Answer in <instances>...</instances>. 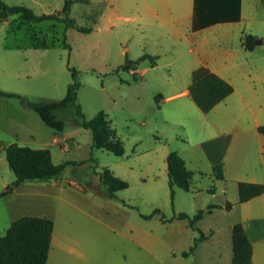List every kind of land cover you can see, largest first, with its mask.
<instances>
[{
  "label": "rangeland",
  "instance_id": "obj_1",
  "mask_svg": "<svg viewBox=\"0 0 264 264\" xmlns=\"http://www.w3.org/2000/svg\"><path fill=\"white\" fill-rule=\"evenodd\" d=\"M4 1L47 14L62 11L66 0ZM141 12L126 0L75 3L70 17L93 31L68 29L71 50L63 47L61 23L22 22L18 15L0 22V89L19 95L0 96V194H5L0 197V237L15 220L46 214L55 218L61 249L63 243L70 248L72 237L89 248L85 255L65 254V258L57 256L59 247L54 248L56 264H231L232 225L238 209L204 216L197 227L210 235L209 240L188 257L183 252L189 251L199 232L187 220L163 222L161 215L145 219L142 214L159 209L167 219L180 212L192 217L212 205L226 211V198L239 199L237 181L264 183V144L256 127V122L264 124V57L257 52L262 46L247 52L243 65L236 64L245 60L246 53L240 50L239 29L212 28L206 45L192 53L177 29L157 26L150 16L142 19ZM248 15L245 32L255 30L264 8L248 5ZM260 26L256 30L262 36L261 22ZM52 39L57 41L52 47H34ZM144 53L157 56V66L142 62L132 72L122 69L127 58L135 60ZM199 56L214 67L224 66L220 74L235 89L209 113H203L189 95L166 99L190 86L192 72L202 62ZM71 68L78 70L77 102L86 118L102 110L108 114L123 143V156L93 147L91 132L74 122V108L66 113L64 130L58 131L45 125L29 106L65 98ZM232 129L235 134L224 137L216 157L214 137ZM11 143L49 149L55 164L71 163L50 181V189L42 187L50 183L45 181L14 187L16 176L4 150ZM172 151L195 173L191 190L175 186L174 199L166 162ZM224 156L227 179L217 180L213 166ZM104 168L127 183L118 198L104 192L99 177ZM211 188L216 192H209Z\"/></svg>",
  "mask_w": 264,
  "mask_h": 264
},
{
  "label": "trees",
  "instance_id": "obj_2",
  "mask_svg": "<svg viewBox=\"0 0 264 264\" xmlns=\"http://www.w3.org/2000/svg\"><path fill=\"white\" fill-rule=\"evenodd\" d=\"M89 4L90 0H66L62 11L54 13L39 14L33 9L23 5L10 6L4 0H0V22L11 15H18L22 22L41 24L44 22L61 23L64 25V37L62 44L65 49L71 50V45L67 41L66 32L68 29H76L81 33H91L92 27L79 25L70 17L71 9L75 3ZM257 37L248 34L242 39V45L247 50L256 47ZM59 43V42H58ZM57 44L55 39L50 42L46 40L41 44H35V48H48ZM158 57L144 53L135 60L126 59L122 69L131 70L139 66L142 62H148L151 66L157 65ZM72 72V82L68 85L65 98L60 101H35L29 106L37 112L41 120L50 128L58 131L64 130L66 126V113L74 108V122L89 130L92 136L93 147L114 153L116 156L124 155V146L116 130L111 126V120L105 111H99L93 118L88 119L78 104V90L81 83L78 79V70L70 69ZM189 96L196 106L203 112L209 113L217 104L226 99L234 92L233 85L218 74L204 66L196 68L192 72L191 84L189 86ZM0 96L19 97L15 93L4 92L0 89ZM158 97H156L157 99ZM258 132L264 135V125L258 127ZM6 160L13 170L16 179L14 187H18L27 181L56 180L65 167L71 163L55 164L52 153L49 149H35L21 146L18 143H11L4 147ZM168 167L169 184L171 196L174 199V187H179L185 191H190L193 185L194 172L189 171L182 157L172 151L166 158ZM213 175L217 180H224V164L222 162L213 166ZM100 181L104 187L105 194L110 198H118L119 192L127 188V183L117 177L109 168H104L100 173ZM239 202H247L255 197L264 194V183L237 182ZM9 191L11 188L9 187ZM209 192L214 193L215 188ZM5 194H0V197ZM126 205H129L124 201ZM132 206V205H129ZM134 208V206H132ZM222 208L219 205H212L206 211L199 210L194 216L180 212L167 219L161 214L159 209H155L151 214L144 215L145 219H151L155 215H161L163 222L173 220H187L189 226L199 232V237L194 240V244L189 251L183 252L184 257L193 254L200 243L207 239L206 234L197 227V224L207 214H212L213 209ZM226 210L232 209V204L228 201ZM54 232V221L48 217L23 216L11 223L4 236L0 237V264H47L51 248V241ZM253 257V246L249 241L241 223H237L232 228V258L231 264H251Z\"/></svg>",
  "mask_w": 264,
  "mask_h": 264
},
{
  "label": "crops",
  "instance_id": "obj_3",
  "mask_svg": "<svg viewBox=\"0 0 264 264\" xmlns=\"http://www.w3.org/2000/svg\"><path fill=\"white\" fill-rule=\"evenodd\" d=\"M126 1L129 3L133 2L136 7L142 8V12H141L142 19L147 16H150L151 20L153 22H157L158 23L157 26L161 25L162 28H166L167 24L172 25L175 29L178 30V32L182 35V37L186 39L187 42L191 45L189 47V50L192 53L195 52L196 49L200 50V48L206 45L207 32L210 29L221 28V30L225 31V30H233V29L236 30L238 28L239 30H237V35L239 40V46L241 48L240 50L245 49L246 53H244L245 60L238 61L236 64L243 65L245 62H247L248 60L246 58V56H248L247 52L249 51L256 52L257 51L256 47L258 46H262L259 47L261 48L259 49L260 51H257L258 57L259 58L264 57V49H263L264 34L260 36V34H258L259 32H257L258 30H256V29H261V26L259 27L260 22L262 23V29H264V24H263L264 18L262 17V20L261 17L257 19L258 23L256 27H254L255 30H251L250 32H245V29H243L244 28L243 24L248 23V21H250V16L248 15V5L252 7L264 8V0H126ZM248 34L257 37V39H259V37H262L261 39H263V43L260 45H256V47L253 50H247L242 45V39L244 38L245 35ZM200 61H202L200 66H204L208 68L209 70L218 74L220 77H223V79L231 82L230 79L225 78L223 75L220 74V71L224 69V66L222 68L221 66L214 67L210 63L203 61V59L201 58ZM230 66L232 65H226V68H230ZM132 70L133 69H131L130 71L132 72ZM145 70L146 68L144 69V71ZM188 89L189 87L182 90L181 92L166 97V99L179 98L178 96L180 95H189ZM245 103H247V100H245ZM249 108L251 109V104ZM251 110L253 111V109ZM260 125H264V124L260 122H256L257 131ZM235 130L236 129H234L233 131L232 129L231 132L224 131L222 132L221 135L214 137V151L216 157L221 155L223 149L224 137L229 136V134H233V133L235 134L236 132ZM260 135L262 136L261 138L263 139V144H264V135L262 134ZM227 149L229 150L230 147L229 148L227 147ZM262 158L264 160V154ZM223 160L224 161L226 160L225 156ZM224 161L222 163L225 164L224 180H226L227 171L225 169L227 167V160L225 162ZM249 181L252 183L261 182L254 179ZM249 181H245V182H249ZM42 187L50 189L52 188V183L51 182L46 183L42 185ZM226 201L233 203V207L230 211L228 210L223 211L224 208H220V209L216 208L213 209L212 214L209 215L215 216L217 212L230 213L238 209L239 217L235 224L237 223L242 224L249 241L252 243L253 257L251 264H264V194L255 197L247 202H239V199L236 202H232L231 200H229V198H226ZM33 216L48 217L54 221V232L51 241V248H50L47 264H56L55 262L52 261L54 248L59 247L60 252L58 253L57 256L61 257V255H63L64 258L67 256V255L65 256V254L82 256L85 255V252L89 251V248H86L83 242H80L79 240H75L73 237L70 239V243H71L70 248L65 243H63V248L61 249L60 240L56 236L55 218H52L46 214L33 215ZM235 224L232 225V228ZM208 236L210 237V235ZM208 236L205 241L209 240ZM57 264H63V263L59 261V263Z\"/></svg>",
  "mask_w": 264,
  "mask_h": 264
},
{
  "label": "water",
  "instance_id": "obj_4",
  "mask_svg": "<svg viewBox=\"0 0 264 264\" xmlns=\"http://www.w3.org/2000/svg\"><path fill=\"white\" fill-rule=\"evenodd\" d=\"M262 43H263V39H261V38L255 40L256 45H260Z\"/></svg>",
  "mask_w": 264,
  "mask_h": 264
},
{
  "label": "built area",
  "instance_id": "obj_5",
  "mask_svg": "<svg viewBox=\"0 0 264 264\" xmlns=\"http://www.w3.org/2000/svg\"><path fill=\"white\" fill-rule=\"evenodd\" d=\"M67 147H68V145H67Z\"/></svg>",
  "mask_w": 264,
  "mask_h": 264
}]
</instances>
